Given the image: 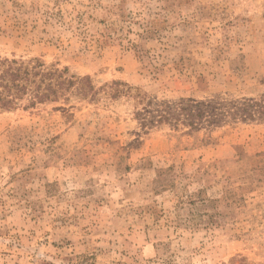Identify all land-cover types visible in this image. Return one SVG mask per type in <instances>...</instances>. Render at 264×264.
I'll return each instance as SVG.
<instances>
[{
    "label": "rangeland",
    "instance_id": "obj_1",
    "mask_svg": "<svg viewBox=\"0 0 264 264\" xmlns=\"http://www.w3.org/2000/svg\"><path fill=\"white\" fill-rule=\"evenodd\" d=\"M0 57L93 87L0 112V264H264V0H0Z\"/></svg>",
    "mask_w": 264,
    "mask_h": 264
},
{
    "label": "trees",
    "instance_id": "obj_2",
    "mask_svg": "<svg viewBox=\"0 0 264 264\" xmlns=\"http://www.w3.org/2000/svg\"><path fill=\"white\" fill-rule=\"evenodd\" d=\"M89 77L69 76V70H60L55 65L47 66L40 59L28 62L0 57V112H10L19 108L32 109L38 105L58 102L73 89L84 95L90 94L93 87ZM200 104L197 105L199 108ZM189 125L202 119L204 111H186ZM227 113L232 117L240 115L243 121H255L264 118V100L245 101L234 106ZM167 119L161 115V120Z\"/></svg>",
    "mask_w": 264,
    "mask_h": 264
}]
</instances>
